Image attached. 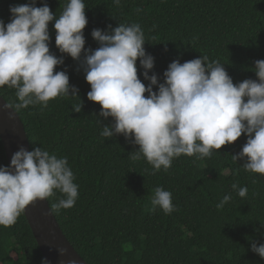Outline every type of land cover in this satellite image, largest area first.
Masks as SVG:
<instances>
[{
  "label": "trees",
  "instance_id": "obj_1",
  "mask_svg": "<svg viewBox=\"0 0 264 264\" xmlns=\"http://www.w3.org/2000/svg\"><path fill=\"white\" fill-rule=\"evenodd\" d=\"M30 0H0V20L10 22V6ZM47 3L57 18L67 0H36ZM88 24L83 30L85 49L99 44L93 29L110 31L119 24H139L146 53L154 57L149 75L164 81L168 65L201 56L223 63L234 84L257 79L256 60H264V0H84ZM140 9L141 11H137ZM54 22L49 23L50 52L64 63L77 97L50 100L16 108L15 89L0 88V96L18 113L30 151L41 147L58 158L66 157L78 185L73 207L56 210L63 198L59 191L47 198L65 237L88 264H264L251 251V241L264 243V175L247 172L242 150L247 137L213 150L211 157L181 155L165 172L154 173L138 150L123 135L101 136L114 120L100 116L101 106L89 101L84 53L79 60L61 54L55 45ZM138 77L147 86L137 61ZM153 90L158 88L153 86ZM148 94L145 93V96ZM82 101L79 113L73 106ZM8 165L0 139V166ZM247 187L241 198L231 185ZM172 194L174 211L165 214L154 207L155 189ZM232 199L217 209L225 195ZM43 256L22 213L11 227L0 226V264H41Z\"/></svg>",
  "mask_w": 264,
  "mask_h": 264
},
{
  "label": "clouds",
  "instance_id": "obj_2",
  "mask_svg": "<svg viewBox=\"0 0 264 264\" xmlns=\"http://www.w3.org/2000/svg\"><path fill=\"white\" fill-rule=\"evenodd\" d=\"M113 2L120 5V0ZM85 9L84 0H67L57 18L47 3L37 7L36 0H30L10 6V22L0 20V88L16 90L17 109L47 107L50 100L68 97L70 88L77 97L79 89L70 86L67 72L55 70L64 63L63 55L50 52L49 23L55 21L56 48L73 60L84 53L85 80L90 85L87 99L101 106L100 116L114 120V125L102 128L101 136L123 135L138 145L130 154L133 160L145 159L153 174L167 172L174 158H209L213 150L244 134L246 143L232 159H243L245 171L264 175V60L254 63L257 79L236 84L223 63L207 56L184 63L174 60L160 83L156 74L149 75L154 57L146 53L139 24L93 29L99 47L85 49ZM138 60L147 86L138 77ZM81 109L82 101L73 106L77 113ZM74 180L66 157L58 158L41 147L31 151L20 147L10 164L0 166V226L11 227L28 205L56 191L63 196L53 206L56 210L73 207L78 197ZM231 187L239 197H246L247 187L235 183ZM231 199L225 195L217 209ZM152 204L165 214L175 210L171 192L162 187L155 189ZM249 240L251 251L264 259V243ZM59 253L63 256L66 250ZM41 264H48L47 259Z\"/></svg>",
  "mask_w": 264,
  "mask_h": 264
},
{
  "label": "water",
  "instance_id": "obj_3",
  "mask_svg": "<svg viewBox=\"0 0 264 264\" xmlns=\"http://www.w3.org/2000/svg\"><path fill=\"white\" fill-rule=\"evenodd\" d=\"M0 139L8 164L13 153L20 147L30 151L25 128L18 113L1 96ZM23 213L38 245V250L43 258L47 259L48 264H88L65 237L47 199L34 201ZM60 249L66 250L65 255H60Z\"/></svg>",
  "mask_w": 264,
  "mask_h": 264
}]
</instances>
